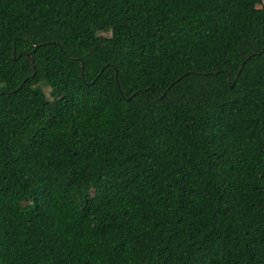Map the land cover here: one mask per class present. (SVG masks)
<instances>
[{"label":"trees","instance_id":"1","mask_svg":"<svg viewBox=\"0 0 264 264\" xmlns=\"http://www.w3.org/2000/svg\"><path fill=\"white\" fill-rule=\"evenodd\" d=\"M260 1L0 0V264H264Z\"/></svg>","mask_w":264,"mask_h":264},{"label":"rangeland","instance_id":"2","mask_svg":"<svg viewBox=\"0 0 264 264\" xmlns=\"http://www.w3.org/2000/svg\"><path fill=\"white\" fill-rule=\"evenodd\" d=\"M256 7H257L258 9L263 8V7H264V0H261V1L256 5ZM48 102H49V100H48ZM49 103H50V102H49ZM49 103H48V108L50 109V108H52V105L49 104Z\"/></svg>","mask_w":264,"mask_h":264},{"label":"water","instance_id":"3","mask_svg":"<svg viewBox=\"0 0 264 264\" xmlns=\"http://www.w3.org/2000/svg\"><path fill=\"white\" fill-rule=\"evenodd\" d=\"M27 57L30 60L31 64H33L32 59H31V56L28 54Z\"/></svg>","mask_w":264,"mask_h":264}]
</instances>
